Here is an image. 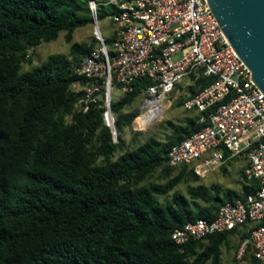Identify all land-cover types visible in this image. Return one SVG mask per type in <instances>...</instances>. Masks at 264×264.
<instances>
[{"label":"trees","instance_id":"obj_1","mask_svg":"<svg viewBox=\"0 0 264 264\" xmlns=\"http://www.w3.org/2000/svg\"><path fill=\"white\" fill-rule=\"evenodd\" d=\"M112 9L98 3V22ZM88 23V0H0V264H220L229 235L239 232L242 240L264 218L191 239L183 250L171 232L199 216L214 217L222 203L244 196L259 180L246 178L243 167L239 189L197 182L183 192L176 188L180 182L201 176L188 165L167 163L169 147L206 124L183 102L214 76L187 75L177 100L186 111L181 122L167 119L171 129L164 139L143 140L132 120L140 111L134 102L149 80L136 79L111 101L114 141L103 107L91 104L83 111L76 105L73 82L80 77L72 65L96 39L72 36ZM61 31L71 41L68 53H50L22 69L36 46ZM104 42L111 51L112 37ZM158 169L163 180L146 182ZM167 193L168 199H160ZM246 253L249 264H264L250 246Z\"/></svg>","mask_w":264,"mask_h":264},{"label":"built area","instance_id":"obj_2","mask_svg":"<svg viewBox=\"0 0 264 264\" xmlns=\"http://www.w3.org/2000/svg\"><path fill=\"white\" fill-rule=\"evenodd\" d=\"M98 3L113 7L107 15L113 22L111 51L97 19ZM88 6L96 44L72 65L80 77L73 82L79 92L76 105L83 111L91 104L103 107V122L116 141L110 106L115 88L122 94L136 79L149 80L141 87L140 111L132 120V127L141 130L164 114L183 77L214 76L183 102L185 109L199 111L197 121L206 124L174 142L167 163L188 165L203 177L229 158L244 156L245 177L259 180L244 196L222 203L214 217L199 216L174 228L171 238L179 249L191 239L264 218V95L207 0H88ZM248 246L264 261V224L240 241L236 256L242 257Z\"/></svg>","mask_w":264,"mask_h":264},{"label":"rangeland","instance_id":"obj_3","mask_svg":"<svg viewBox=\"0 0 264 264\" xmlns=\"http://www.w3.org/2000/svg\"><path fill=\"white\" fill-rule=\"evenodd\" d=\"M99 26L104 36H111L113 23L109 18L105 17L99 19ZM93 36V24L88 23L75 28L72 36V41H89ZM70 42L65 40L64 32L61 31L56 39L43 42L36 46L31 60L24 62L22 65V69L31 68L33 65L43 61L50 53H68L70 49ZM177 83L178 85L175 88V92L172 93L171 103L167 107L166 111L161 117H158L157 119L149 122L143 129H141L143 130V133L138 136L139 140H143L149 135H154L159 137L160 139H164L165 134L169 133L171 129L170 125L166 123V120L170 119L175 124L181 122L182 117L186 114V111L182 106L177 105V100L179 98V95L184 92L185 86L189 83V80L185 76ZM118 94V90L115 88L113 91V98L117 97ZM138 103L139 97L135 100L134 104L138 105ZM125 135L128 139L132 136L130 132H126ZM224 164L225 169H222V167H218L215 170L210 171L197 181H182L176 186V188L185 192L187 187L194 185L197 182H202L207 186L210 183L214 182L220 184L222 189H239L242 181L241 169L246 164V158L244 156H239L236 159L229 158ZM162 180L163 178L160 174V170L158 169L153 173L152 177L146 180V182ZM169 196L170 193H167L166 195L159 197L163 200L168 199ZM229 238H231L229 246H222L220 264H249L248 253H245L242 257L239 258L236 256L237 249L241 241L239 238V232L230 234ZM202 264L211 263L210 260H207Z\"/></svg>","mask_w":264,"mask_h":264},{"label":"water","instance_id":"obj_4","mask_svg":"<svg viewBox=\"0 0 264 264\" xmlns=\"http://www.w3.org/2000/svg\"><path fill=\"white\" fill-rule=\"evenodd\" d=\"M207 3L264 95V0H207Z\"/></svg>","mask_w":264,"mask_h":264},{"label":"bare ground","instance_id":"obj_5","mask_svg":"<svg viewBox=\"0 0 264 264\" xmlns=\"http://www.w3.org/2000/svg\"><path fill=\"white\" fill-rule=\"evenodd\" d=\"M138 120H139V118H138Z\"/></svg>","mask_w":264,"mask_h":264}]
</instances>
